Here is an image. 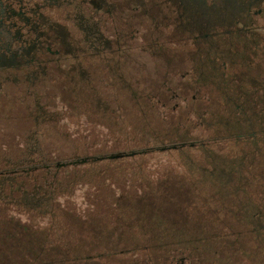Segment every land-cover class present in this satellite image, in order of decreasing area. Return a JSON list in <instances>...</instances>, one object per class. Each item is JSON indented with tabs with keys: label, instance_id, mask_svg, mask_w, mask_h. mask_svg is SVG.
<instances>
[{
	"label": "rangeland",
	"instance_id": "obj_1",
	"mask_svg": "<svg viewBox=\"0 0 264 264\" xmlns=\"http://www.w3.org/2000/svg\"><path fill=\"white\" fill-rule=\"evenodd\" d=\"M258 25L264 39V20ZM181 28L175 22L158 27L152 23L150 42L156 39L160 47L143 55L137 52L142 43L135 42L132 57L119 56L111 70L104 61L90 60L91 71L83 66L75 74L53 72L38 87L27 85L25 89L23 84L14 87L7 83L0 96V172L5 171L4 160L9 155H20L28 149L38 151L40 144L48 152L64 141L59 129L44 124L46 121H59L62 126L68 125L69 119L93 123L95 130L81 125L75 133L86 141L92 133L98 139L114 137L113 124L124 121V114L129 120L133 118L134 102L145 108V122L151 127L158 121L160 134H178V141L145 150H183L175 155L186 161L194 176L201 168L212 181L222 178V183H228L244 178L252 164L264 165V86L260 77L264 73L254 74L241 61L240 49H229L228 44L221 43L208 59L195 56L196 68L195 57L190 59L187 53L192 52L194 44L186 40V33L181 35ZM222 29L227 32L230 27ZM180 52L186 55L184 61ZM202 62L203 69L199 67ZM244 92H250L253 100L245 99ZM127 124L129 127L130 122ZM205 125L221 128L212 134L202 129ZM188 128L194 130L193 135L187 134ZM66 129L68 133L73 131ZM190 145L206 149H188ZM172 146L178 150H162ZM114 147L110 142L94 148L65 146L64 150L106 153L100 157L131 152H109ZM202 150L205 162L197 159ZM160 158L161 182L181 172L172 158ZM226 159L233 164L225 163ZM123 176V182L118 181L121 190L130 184L134 189L140 186V181L126 177V172ZM146 180L140 195L130 192L124 198L117 195L96 203L100 205V219L114 215L107 224L96 226L103 239L102 248L126 246L133 253L142 244L144 254H132L130 264H264V197H243L240 207L230 209V190L220 184L205 185L195 192L181 180L162 189L155 180ZM203 184L198 181V185ZM2 215L0 210V222ZM5 237L0 224V252L5 251ZM15 259H0V264H18Z\"/></svg>",
	"mask_w": 264,
	"mask_h": 264
},
{
	"label": "trees",
	"instance_id": "obj_2",
	"mask_svg": "<svg viewBox=\"0 0 264 264\" xmlns=\"http://www.w3.org/2000/svg\"><path fill=\"white\" fill-rule=\"evenodd\" d=\"M143 109L145 110L143 106L134 102L133 118L129 120L124 114V121L117 120L113 124L115 136L104 139H98V135L94 133L87 141L75 136L82 128L81 125L95 130L97 126L93 123L69 119L68 125L62 126L59 121H46L44 124H51L59 129V135L64 138L62 143L55 144L48 152L40 144L38 151L28 149L21 151L20 155L6 157V169L0 172V210L3 213L0 224L5 231L6 245L5 251L0 252V259L17 258L15 260L18 264H130L132 254L138 257L144 254L140 249L142 244L136 246L133 253L125 249L126 246L108 250L102 248L103 239L96 226L107 224L114 215L106 220L100 219L98 214L101 215V209L96 203L101 204L103 199L116 198L117 195L124 198L130 192L140 195L146 188V178L155 180L161 189L171 182L181 180L191 185L195 192L202 190L205 185L212 187L220 184L230 190V209L241 206L247 199L264 197L263 163L252 164L244 178L238 177L228 183H222L224 179L217 178L220 182H215L205 169L199 168L197 174L192 175L185 165L186 161L175 155L183 151L178 149L156 150L121 159L60 166L73 160L106 154L97 151H65V146L94 148L112 142L115 147L109 152L140 151L156 148L173 140L178 141L177 133L160 134L158 121L154 127L145 122ZM127 121L130 122L129 127ZM161 127H164L163 124ZM66 128L72 129V133L66 132ZM220 128V125H205L202 129L213 134ZM170 129L172 127L168 131ZM193 132L194 130L187 134L191 136ZM25 145L29 147V144ZM206 146L190 145L188 149H206ZM162 156L170 157L180 165L181 172L170 176L167 182H161L160 179L162 175L159 173V165ZM197 159L201 162L207 160L203 150L199 152ZM224 161L233 164V160ZM125 172L126 177L140 181V186L134 189L133 184H130L121 190L120 183L123 182ZM198 181H203L204 184L198 185ZM243 197L245 200H242Z\"/></svg>",
	"mask_w": 264,
	"mask_h": 264
},
{
	"label": "flooded vegetation",
	"instance_id": "obj_3",
	"mask_svg": "<svg viewBox=\"0 0 264 264\" xmlns=\"http://www.w3.org/2000/svg\"><path fill=\"white\" fill-rule=\"evenodd\" d=\"M262 20L264 0H0V96L7 83L38 87L53 72L90 70V60L104 61L111 70L119 56L132 57L135 42L142 43L137 52L150 53L160 47L156 39L150 42L152 23L182 27L181 35L194 44V52H187L190 59H208L219 43L228 44L240 49L241 61L254 74L262 75ZM224 26L230 29L225 32Z\"/></svg>",
	"mask_w": 264,
	"mask_h": 264
},
{
	"label": "water",
	"instance_id": "obj_4",
	"mask_svg": "<svg viewBox=\"0 0 264 264\" xmlns=\"http://www.w3.org/2000/svg\"><path fill=\"white\" fill-rule=\"evenodd\" d=\"M167 149H177V147L176 146L166 147V148H163L162 150H167ZM149 151L150 150L131 151L129 153H119V154H113V155H108V156L79 159V160L63 163L60 166L64 167V166H69V165L84 164V163H87L89 161H102V160H106V159H110V160L121 159V158H124V157H132V156H135L137 154L147 153Z\"/></svg>",
	"mask_w": 264,
	"mask_h": 264
}]
</instances>
